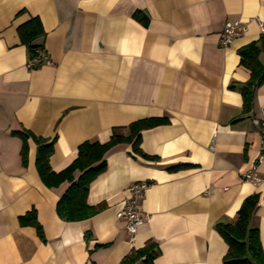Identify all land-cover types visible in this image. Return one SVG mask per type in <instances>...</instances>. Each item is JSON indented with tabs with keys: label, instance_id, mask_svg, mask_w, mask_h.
I'll use <instances>...</instances> for the list:
<instances>
[{
	"label": "crops",
	"instance_id": "crops-1",
	"mask_svg": "<svg viewBox=\"0 0 264 264\" xmlns=\"http://www.w3.org/2000/svg\"><path fill=\"white\" fill-rule=\"evenodd\" d=\"M36 17L45 31L37 42L51 63L30 69L18 28ZM234 20L246 22V31L221 47ZM259 21L264 0H0V264H121L150 241L159 250L153 264H224L228 244L215 224L233 221L253 194L252 226L264 251V181L242 178L255 164L264 178L254 123L264 83L245 112L241 88L251 72L238 54L264 33ZM150 117L169 119L142 131V151L157 159L136 155L131 144L110 149L87 197L106 208L82 221L60 218L57 203L70 183L47 187L38 145L28 139L24 166L22 139L13 135L55 139L50 165L60 172L81 143H105L114 128L128 134L129 124ZM143 180L150 184L141 200L146 221L131 239L117 212ZM32 209L44 238L20 224Z\"/></svg>",
	"mask_w": 264,
	"mask_h": 264
},
{
	"label": "trees",
	"instance_id": "trees-1",
	"mask_svg": "<svg viewBox=\"0 0 264 264\" xmlns=\"http://www.w3.org/2000/svg\"><path fill=\"white\" fill-rule=\"evenodd\" d=\"M134 17L143 25L148 26L149 17L137 11ZM21 41L28 49V60L39 56V50L44 49L43 44L37 39L45 35L41 20L36 17L18 28ZM240 63L251 72L250 79L242 86L243 108L249 112L255 97L256 89L264 83V33L254 42H251L238 50ZM166 117L143 118L132 122L127 127L128 134L121 131L122 128L113 129L110 139L105 143L97 141H85L78 147L77 158L60 172L52 170L50 158L54 153L55 139L49 141L39 138L33 133L25 131L13 132L22 139L21 158L22 164H28V139L32 138L37 146L36 167L42 182L49 188H56L65 182L70 187L57 203V213L66 221H82L93 217L106 208L105 203L90 205L87 202L90 185L107 169L106 153L113 147L126 143L131 144L133 152L145 159L155 160L157 157L144 153L141 149L142 131L160 125L168 124ZM76 173L80 176L76 179ZM259 196H248L242 203L233 221H218L215 228L228 244L224 264H264V251L260 239L259 229L252 226L253 217L257 211ZM22 226L31 225L36 227L38 235L44 238L41 224L37 219L35 209L28 211L19 217ZM158 245L150 241L144 247L133 249L121 264H135L144 259L146 264H153L158 255Z\"/></svg>",
	"mask_w": 264,
	"mask_h": 264
},
{
	"label": "built area",
	"instance_id": "built-area-1",
	"mask_svg": "<svg viewBox=\"0 0 264 264\" xmlns=\"http://www.w3.org/2000/svg\"><path fill=\"white\" fill-rule=\"evenodd\" d=\"M260 22L261 28L264 32V24ZM247 23L241 20L227 21L225 28L221 34L219 44L221 47H228L232 42L241 37L246 31ZM39 56L32 60H28V67L30 69L38 66L51 63V58L48 53L42 49L39 50ZM254 123L261 128V149L264 151V107L261 108L260 117L254 120ZM257 164L250 170L242 173V178L245 181L260 183L264 178L256 174ZM148 181H139L129 187V197L124 201L123 207L117 212V217L126 221V229L131 239L137 233L138 228L146 221V215L141 208V200L149 187Z\"/></svg>",
	"mask_w": 264,
	"mask_h": 264
}]
</instances>
